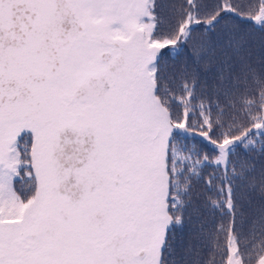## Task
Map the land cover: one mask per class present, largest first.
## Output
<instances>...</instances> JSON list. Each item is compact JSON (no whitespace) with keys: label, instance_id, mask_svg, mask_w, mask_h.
<instances>
[{"label":"snow or ice","instance_id":"6c2138e0","mask_svg":"<svg viewBox=\"0 0 264 264\" xmlns=\"http://www.w3.org/2000/svg\"><path fill=\"white\" fill-rule=\"evenodd\" d=\"M0 264H264V0H0Z\"/></svg>","mask_w":264,"mask_h":264},{"label":"trees","instance_id":"16d2710c","mask_svg":"<svg viewBox=\"0 0 264 264\" xmlns=\"http://www.w3.org/2000/svg\"><path fill=\"white\" fill-rule=\"evenodd\" d=\"M239 2H240V3H245L246 0H239ZM207 3H208L209 5H211V4L216 3V0H207ZM257 246H258V245H257ZM208 258H211V253H209V257H208ZM217 260H219V257H217Z\"/></svg>","mask_w":264,"mask_h":264}]
</instances>
